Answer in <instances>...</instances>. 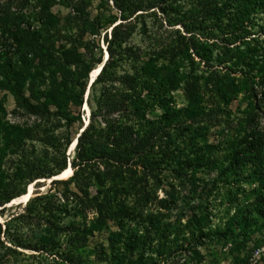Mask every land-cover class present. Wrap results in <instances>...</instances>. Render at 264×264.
<instances>
[{
	"label": "trees",
	"instance_id": "trees-1",
	"mask_svg": "<svg viewBox=\"0 0 264 264\" xmlns=\"http://www.w3.org/2000/svg\"><path fill=\"white\" fill-rule=\"evenodd\" d=\"M181 2L196 9L189 11L191 17H200L204 23L214 21L224 47L242 46V51L232 53V57H223L225 71L214 75L212 84L206 79L202 86L197 77L180 73L177 65L173 67L181 53L189 55L192 43L166 41L156 44L158 48L152 50H142L131 43L137 23L133 18L138 11L150 6L144 0H112L120 21L102 35L108 56L89 87L87 99L84 100V93L88 74L93 66L103 62L102 55L94 58L90 41L83 42L84 52L74 54L68 62L76 67L68 82L63 81L58 86L54 81L44 86L35 79L27 82V107L31 114L48 118V101H53L58 125L64 129L40 139L45 144L49 164L37 170L35 159L38 157L31 154L25 172L28 183L38 177L56 176L69 169L68 166L72 169L68 178L52 179L45 192L34 196V200L46 199L42 222L49 228L50 238L31 248L48 249L57 254L63 236L67 237V244L77 250L86 246L88 235L94 230L113 226L115 230L107 238L110 257L98 252L97 260L106 264H137L138 259L139 264H145L140 257L146 251L152 253L153 246L162 256L177 248V243L197 246L214 236V232L205 230L207 215L189 210V214L177 213L175 219L168 218L176 199L159 196V190L164 189L161 167L177 158L173 154L180 144H177L179 135L220 126L221 115L240 93H247L253 101L264 96V0ZM70 7L65 21L78 29L80 39L87 33L99 31L101 21L89 18L84 0H73ZM47 40L39 30L28 32L26 37L2 39L0 78L4 79V85L11 82L19 66L37 64L48 70L53 65ZM122 64H126L128 70L117 74ZM177 87H181L187 106L173 104L171 95ZM213 91L218 99L211 96ZM209 92L210 97L206 99ZM59 97L62 101L57 99ZM83 102L89 107L88 123L77 136L70 157L67 150L76 138L71 129ZM83 125L81 121L79 128ZM245 125L244 135L234 146L232 143L225 169L234 175L249 170V177L258 184L256 211L264 219V128L256 130L250 123ZM35 131H31V137L37 135ZM207 159L200 153L195 154L191 161H185V167L210 166L211 161ZM24 192V189L16 192L11 188V192L0 193V206ZM24 212V209L18 211L16 218H23ZM184 217L186 221L182 223ZM257 219L237 212L227 219L225 228L215 234L237 244L238 236L247 235L242 228L251 226L254 221L257 223Z\"/></svg>",
	"mask_w": 264,
	"mask_h": 264
},
{
	"label": "rangeland",
	"instance_id": "rangeland-1",
	"mask_svg": "<svg viewBox=\"0 0 264 264\" xmlns=\"http://www.w3.org/2000/svg\"><path fill=\"white\" fill-rule=\"evenodd\" d=\"M84 1L85 12L91 19L99 18L101 27L95 34L87 33L82 40L78 29L65 21L73 0H0V42L12 36L26 37L28 32L39 30L45 40H50H47V47L53 62L48 70L37 64L30 67L19 66L7 85H4V79L0 78V193L11 192L12 188L16 192L24 189V194L19 195L21 197L27 194L26 198L18 202H12L13 198L0 206V210H3L0 213V264H106L97 260L98 252L102 253L103 257H110L111 248L107 245V238L114 232L113 226L94 230L88 235L86 246L77 250L67 244V237L63 236L57 254L48 249L31 248L40 246L41 242L46 243L50 238L49 228L42 222L46 214V199L33 198L49 188L53 177H38L28 183L25 175L27 160L31 159V154L38 157L35 159L36 169L43 170L49 161L44 153L45 144L40 139L48 133L57 134L64 129L58 125L57 109L51 103L53 101H48V118L31 114L27 107V82L35 79L44 86L54 81L58 86L63 81L71 80V74L76 67L68 62L74 54L84 52L83 42H92L90 47L94 51V58L102 55L104 60L106 52L102 35L120 21V14L113 8L112 0ZM175 1L177 2L168 0L165 3V0H144L149 2L147 5L150 6L138 11L136 18H133L137 23L131 43L142 50L158 48L156 44L161 45L166 41L172 43L174 40H180L192 43L188 50L189 55L181 53L173 67L177 65L180 73L186 72L197 77L202 86L206 79L212 84L214 75H222L225 71L223 57H232V53L242 51V46L224 47L221 42L223 37L215 28L214 21L204 23L200 21V17H191L189 11L196 9L183 4L181 0ZM96 67L93 66L89 72L88 81L90 76H96H93ZM125 70H128L127 65L122 64L117 74H122ZM89 87L88 82L84 100L91 91ZM211 93L213 98L218 99L215 91ZM171 97L177 107L188 104L181 87H177ZM208 97L210 92L205 95L206 99ZM57 99L61 100V97ZM85 103L83 102L79 116H75L76 120L71 129L73 138L82 129L79 128L80 122L85 125L90 114ZM228 106L221 115L220 126L199 129L196 133H187L186 136L179 135L177 144H180L176 145V152L173 154L175 157L177 155V158L167 165H162L161 178L164 189L158 192L159 196L176 199L169 219H175L177 213L189 214V210L201 216L207 215L205 230L214 232V236L197 246L187 242L177 243V248L162 256L157 254L156 246H153L152 253L146 251L144 257H140L142 262L146 261L145 264H241L245 261H248V264H264V219L260 218L256 211L259 204L257 181L249 177V170L234 175L225 169L232 143L234 146L244 135L245 124H252L256 130L264 128V96L253 101L247 93H240ZM73 110L74 114H77L76 109ZM33 130H36L37 135L31 137ZM69 148L67 154L72 157L73 152L69 151ZM199 153L208 158L207 162L210 160L211 165L185 167V161H191L192 157ZM64 172L56 177L66 178L71 174L70 171L65 176ZM37 183L41 185L37 186ZM22 209L25 210L24 217L16 218V213ZM237 212L247 217L252 216L253 220L258 219L257 223L254 221L251 226L242 228V232L247 234L246 237L238 236L239 241L233 244L215 232L222 231L227 219L230 220ZM185 218L182 223L186 221ZM19 243L21 245L17 246ZM136 263H140L138 259Z\"/></svg>",
	"mask_w": 264,
	"mask_h": 264
},
{
	"label": "water",
	"instance_id": "water-1",
	"mask_svg": "<svg viewBox=\"0 0 264 264\" xmlns=\"http://www.w3.org/2000/svg\"><path fill=\"white\" fill-rule=\"evenodd\" d=\"M107 56H108V55H107V53H106V56H105L103 62H102V63L100 64V66H99V69H98V72H97L96 76L98 75L99 71L101 70V68H102V66H103V63H104L105 60L107 59ZM96 76H94L93 78H91V76H90V79H89V86H90L91 83L94 81V79L96 78ZM87 94H88V92H87ZM87 94H86V95H87ZM85 104H86V103H85ZM86 105H87V104H86ZM87 123H88V120L85 122V125H84L83 128L80 130V132L83 131V129L85 128V126L87 125ZM80 132L78 133V135L80 134ZM78 135H77V136H78ZM77 136H76V138L73 140L72 144L70 145L69 151H71V150L74 149V146H75L76 141H77ZM68 168L70 169L71 174H72V169H71V167L68 166ZM56 176H58V175H56ZM56 176H53V179H65V178H58V177H56ZM69 176H70V175H69ZM69 176H67L66 178H68Z\"/></svg>",
	"mask_w": 264,
	"mask_h": 264
},
{
	"label": "bare ground",
	"instance_id": "bare-ground-1",
	"mask_svg": "<svg viewBox=\"0 0 264 264\" xmlns=\"http://www.w3.org/2000/svg\"><path fill=\"white\" fill-rule=\"evenodd\" d=\"M99 66H100V65H98V66L95 68L93 76L97 74L98 69H99ZM63 172H64V171H63ZM69 172H70V170H69V169H66L65 172H64V173H65V176H67V175L69 174ZM59 177H61V176H59ZM23 196H24V197H23ZM23 196H22V197H21V196H19V197H15V198L12 200V202H18V201H20L21 199L26 198V197H27V194H26V195H23Z\"/></svg>",
	"mask_w": 264,
	"mask_h": 264
}]
</instances>
